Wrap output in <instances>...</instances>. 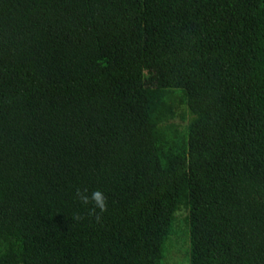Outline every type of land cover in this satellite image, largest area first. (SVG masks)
<instances>
[{
    "label": "trees",
    "instance_id": "1",
    "mask_svg": "<svg viewBox=\"0 0 264 264\" xmlns=\"http://www.w3.org/2000/svg\"><path fill=\"white\" fill-rule=\"evenodd\" d=\"M182 207L264 264V0H0V264H161Z\"/></svg>",
    "mask_w": 264,
    "mask_h": 264
},
{
    "label": "rangeland",
    "instance_id": "2",
    "mask_svg": "<svg viewBox=\"0 0 264 264\" xmlns=\"http://www.w3.org/2000/svg\"><path fill=\"white\" fill-rule=\"evenodd\" d=\"M190 118L186 106L180 105L177 108L176 116L172 122L185 127ZM187 210L182 207L176 213L173 232L165 245L164 257L161 264H190L189 261V227L185 220Z\"/></svg>",
    "mask_w": 264,
    "mask_h": 264
},
{
    "label": "clouds",
    "instance_id": "3",
    "mask_svg": "<svg viewBox=\"0 0 264 264\" xmlns=\"http://www.w3.org/2000/svg\"><path fill=\"white\" fill-rule=\"evenodd\" d=\"M75 198L79 200L81 205L87 208L88 215L94 217L97 223L101 222L104 213L108 211V198L99 189L93 190L90 194L86 188L83 190L77 189ZM89 205L91 207H88ZM72 219L78 221L83 219V217L80 214H76Z\"/></svg>",
    "mask_w": 264,
    "mask_h": 264
}]
</instances>
